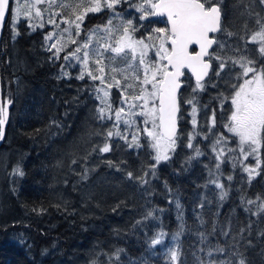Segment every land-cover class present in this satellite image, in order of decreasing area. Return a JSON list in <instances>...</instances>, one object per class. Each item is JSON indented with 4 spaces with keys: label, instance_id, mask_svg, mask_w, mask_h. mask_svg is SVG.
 I'll list each match as a JSON object with an SVG mask.
<instances>
[{
    "label": "trees",
    "instance_id": "trees-1",
    "mask_svg": "<svg viewBox=\"0 0 264 264\" xmlns=\"http://www.w3.org/2000/svg\"><path fill=\"white\" fill-rule=\"evenodd\" d=\"M222 11L224 25L240 34H244L245 22L249 29L258 27L249 12L264 16L257 0H223ZM128 12L138 15L132 9ZM108 15L107 10L89 14L83 27L102 25ZM16 30L19 35L13 39L9 13L0 40V91L3 100L13 101L0 146V264H109V257L118 248L124 249L121 259L118 262L113 258L111 264H166L167 249L160 245L149 249L148 238L162 229L168 233L165 245H174L171 235L179 224L176 200L182 205L186 227L179 241L181 255L174 264H197L196 256L205 254L197 251L202 246L196 234L210 231L214 222L218 227L226 225L228 217L233 234L251 225L243 233L244 239L237 236L247 264H264V212L255 214L261 201L253 205L241 201V197L244 201L256 200L257 196L264 199V171L248 185H240L237 175L230 181L224 177L223 190L228 195L221 201L222 189L208 183L206 164L211 167V163L201 157L189 161L192 155L179 147L170 161L158 166V179L146 177L150 184L143 185L129 179L127 173L144 175L154 163L150 149L129 148L113 140L109 153L91 155L88 165L96 167L94 176L78 181L71 169L79 166L93 145H103L97 136L89 135L103 127L95 118L97 100L90 90L93 82L76 79L77 69H70L71 79H57L64 53L59 61L49 59L51 53L44 44L47 26L33 32L21 20ZM213 82L217 83L215 79ZM218 83V88L208 87L200 93L199 105L217 110L216 129L220 130L219 105L214 97L226 92V86L223 81ZM188 89H182L183 96ZM185 126V120L179 121L183 132ZM202 151L209 154L208 148ZM262 158L264 161V149ZM73 160L78 163L73 164ZM106 160L120 170L109 167ZM17 165L24 173L22 177L12 174ZM97 176L106 180L95 179ZM245 207L251 212H245ZM149 211L154 216L145 219ZM217 211L219 216L215 215ZM199 217L206 222L203 226ZM209 240L215 244L217 238ZM220 241L223 243L224 238Z\"/></svg>",
    "mask_w": 264,
    "mask_h": 264
},
{
    "label": "snow or ice",
    "instance_id": "snow-or-ice-1",
    "mask_svg": "<svg viewBox=\"0 0 264 264\" xmlns=\"http://www.w3.org/2000/svg\"><path fill=\"white\" fill-rule=\"evenodd\" d=\"M257 2L264 9V0ZM14 3L13 7L10 0H0V25L6 12L10 13L13 39L19 35L16 26L21 16L33 32L37 28L51 26L44 35L45 50L51 53L49 59L59 61L61 53H64V63L57 79H71L72 74L67 69H78L76 79L87 78L93 82L90 90L98 101L95 118L101 122H112L105 132L89 134L103 136L104 142L102 146L93 145L84 160L87 161L93 153H109L113 137L123 140L129 148L147 147L154 163L148 166L143 176L133 177L131 172L127 176L143 185L150 184L146 177L158 179V166L171 160L177 142L184 136L179 127V121L183 119L182 105H190L193 130L187 134L186 146L194 149L195 156H189V161L205 154L192 141L197 136L204 140L211 137L208 146L218 161L215 164L217 173L225 162H230L233 169L239 166L248 174L249 182L254 174L264 171L261 169L264 162L261 159V150L264 149V16L260 13H248L255 17L258 27L249 29L245 22L244 34H240L224 25L223 0H14ZM129 9L138 15L128 12ZM105 10L109 13L106 23L90 29L83 27L89 14ZM82 34L83 40L80 39ZM224 36L236 37L242 43H229L222 39ZM249 44L256 47L249 48ZM73 45L75 47L68 51ZM193 77L194 84L190 82ZM97 81L98 84L95 83ZM219 81L224 82L226 92H219L214 99L219 103L221 126L231 135L216 130L215 109L208 131L197 129L199 95L208 87L218 88ZM185 87L191 88L187 97L182 95ZM113 88L119 91L118 101L112 99ZM12 103L10 98L0 103V140L5 138L4 125L8 122V108ZM53 124L60 126L56 121ZM249 158L255 163L245 164ZM72 163L78 161L73 160ZM105 163L120 170L111 160ZM92 171L95 168L84 166L79 175L82 180H87ZM12 174L24 175L19 165ZM214 175L209 169V176ZM232 178L227 176L229 181ZM208 183L222 189L219 199H226L228 192L223 190L224 185L219 182L218 175ZM241 201L248 205L261 201L255 214L264 212V199L260 196L247 201L241 197ZM203 204L202 201L201 207ZM175 206L179 224L178 230L171 235L174 245H165L168 233L162 229L148 238L149 249L157 245L167 249L166 264L179 260V241L186 227L179 200L175 201ZM244 211L251 212V209L245 207ZM219 214L218 211L215 213L216 216ZM153 216L154 212L149 211L145 219ZM199 223L203 226L206 222L199 217ZM250 227L249 224L233 234L231 217H228L226 225L218 227L214 222L210 231L198 232L196 235L202 247L197 251L205 255L196 256L197 264H247L237 236L244 239L243 233ZM209 237H216V243L212 244ZM220 237L224 238L223 243ZM248 245L251 246V241ZM123 252L124 249H116L109 257V264L113 258L119 262ZM91 264L97 262L92 261Z\"/></svg>",
    "mask_w": 264,
    "mask_h": 264
},
{
    "label": "rangeland",
    "instance_id": "rangeland-1",
    "mask_svg": "<svg viewBox=\"0 0 264 264\" xmlns=\"http://www.w3.org/2000/svg\"><path fill=\"white\" fill-rule=\"evenodd\" d=\"M22 2H23V0H22ZM11 5L13 7L15 6L14 0H11ZM263 11H264V9H263ZM21 20H25L23 16L20 17V20L19 21H21ZM47 27H48V30L50 31L51 30V26H47ZM62 27H63V25H62ZM80 39L83 40L84 39V36L81 35ZM222 39L228 40L229 43H234V42H236V43H242L241 41H238V40L233 41V40H231V38H229L227 36L226 37H222ZM73 47H75V45L69 47L68 51H71V49ZM67 70L70 72V69H67ZM77 72H78V69H77ZM76 74L77 73H75L74 75H76ZM98 83L99 82L97 81V84ZM188 88L189 89L187 90L185 97L189 96V94L191 93V88L190 87H188ZM111 91H112V99H113V101H118L119 100V95H120L119 94V91L117 89H115V88H113ZM114 91H115V93H114ZM97 104H98V101H97ZM217 104L219 105V103H217ZM96 107H97V105H96ZM182 112H183V119L182 120H185L186 121V126H185V131L183 132L184 133V136L181 138L180 141L177 142V146L175 148V151H178V148L179 147H185L186 150H187V152L189 154H191L192 156H195L194 149L193 148H188L186 146L187 143H188V136H187V134L190 133V132H192V130H193V125L191 123L192 116L190 115V113H191V106L190 105H183ZM211 115H212V111H210L205 105H199L198 106V112H197V115H196V119H197V129L198 130H202L203 132H207L208 131V128L211 127ZM100 123L103 126L102 129L100 130L101 133L105 132V130L107 128L111 127V124H112L111 121H104V122H101L100 121ZM201 126H202V129H201ZM121 128H123V126H121ZM217 131H221V132H225L226 133V130L223 129L222 126H221V129L220 130H217ZM226 134L227 135H231V134H228V133H226ZM97 137H98V140L100 142H104V137L103 136H97ZM210 139H211V137H210ZM210 139L209 140H204L202 136H197L192 141L193 145L194 146H199L201 148V150L203 148H208L209 154L208 155L204 154V155L200 156L203 159L205 158L204 159L205 162H210L211 163V167H209V164L208 163L206 164V166H207L206 168L208 170V175H209V169H211L213 171V173H215L216 175L219 176V182L222 183L223 185H224V183H223V178L224 177L227 178V176H229V175H231V176L233 175L235 177L237 175V178H238V180L240 182V185H248V183H249L248 174L245 173V172H243L242 169L239 166H237V168L233 169L230 162H225V163L221 164L219 173L216 172L215 164L218 163V161H216L214 159V154L211 152V149L208 146L210 144ZM113 140L115 142H117L118 144H126L123 140H120L118 137H113V138H111L110 141H113ZM141 142L143 143V139L141 140ZM173 155L174 154H172V156ZM98 156H100V155L98 154ZM200 157H197L195 159L198 160ZM261 159L263 161V158H262V150H261ZM90 160H92L91 157L87 161L86 160L81 161L80 164H79V166L76 168L77 169V172H76V169L74 167L71 169V171L73 173H75L76 176H78V179H77L78 181H86V180H82L81 177H80V175H79V173H82L83 172L84 166H87L88 168H95V171H92V172L89 173L88 178H90L91 176H94V174L96 173V167L95 166H89L88 165V163L91 162ZM240 160H243V157H240ZM98 162L99 161H97V163ZM162 163H166V162H161V164ZM244 163L245 164H247V163L254 164L255 162L252 161L251 158H249V160L248 161H244ZM262 165L263 164H261V167H262ZM226 170H227V172H226ZM259 173H260V171H259ZM216 175H214L212 177L209 176V177H210V179H215L216 178ZM258 175L257 174H254L253 177H252V179L255 178V177H257ZM95 179H98V180H106V177L97 176V177H95ZM211 186L216 187L214 184H211ZM218 189H220V188H218Z\"/></svg>",
    "mask_w": 264,
    "mask_h": 264
},
{
    "label": "water",
    "instance_id": "water-1",
    "mask_svg": "<svg viewBox=\"0 0 264 264\" xmlns=\"http://www.w3.org/2000/svg\"><path fill=\"white\" fill-rule=\"evenodd\" d=\"M10 4H11V0H10ZM8 15H9V13L6 12V14H5V20L3 21L2 25H0V40H1V37H2V32H3V29H4V25H5V23H6V20H7V18H8ZM191 80H192L193 82H195V78H194V77H193ZM4 101H5V100H3L2 95H1V91H0V103H2V102H4ZM10 109H11V105H10L9 108H8V111H9V117H10ZM8 122H9V118H8ZM8 122L4 125V132H5V133H6V129H7V126H8ZM4 139H5V138H4ZM4 139H3V140H0V146L3 144Z\"/></svg>",
    "mask_w": 264,
    "mask_h": 264
}]
</instances>
